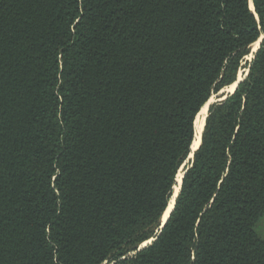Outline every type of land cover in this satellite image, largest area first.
I'll return each instance as SVG.
<instances>
[{"label":"trees","instance_id":"1","mask_svg":"<svg viewBox=\"0 0 264 264\" xmlns=\"http://www.w3.org/2000/svg\"><path fill=\"white\" fill-rule=\"evenodd\" d=\"M250 2L0 0V264H264Z\"/></svg>","mask_w":264,"mask_h":264},{"label":"rangeland","instance_id":"2","mask_svg":"<svg viewBox=\"0 0 264 264\" xmlns=\"http://www.w3.org/2000/svg\"><path fill=\"white\" fill-rule=\"evenodd\" d=\"M262 38H264V36H262V37L256 42V43H257V47H255V45H256L255 43L251 46L250 54L245 58V61H246V62H250V61L253 59L254 54L256 53V50L259 48V44H260V41L262 40ZM254 47H255V48H254ZM246 62L243 63V66L246 64ZM247 73H248V68H244V67H243V68L240 70L239 74H238V80H239V79H244V78L246 77ZM234 84H235V83H234ZM235 85H236V84H235ZM231 86H232V85H231ZM234 89H235V87H234ZM234 89L231 90V89H230V86H228V87L224 88L223 90H221L220 92L214 94V95L210 98V100L208 101V102H210V105H209V107L207 106V109H208L207 116H208V114H209L210 107H211L213 104H215V103H217V102L223 100L224 98L228 97V95H230L231 92L234 91ZM204 107H205V106H204ZM207 116H206V118H207ZM195 140H196V139H195ZM189 157H190V156H189ZM189 162H190V159L188 158V160L185 162V164L187 165ZM185 164H184V165H185ZM184 165L182 166V168H181V170H180V172H179V174H178L179 176H181V178H182V176H183L184 169H185V167H186V166L184 167ZM183 167H184V169H183ZM182 169H183V170H182ZM177 183H178V180H177ZM176 187H177V186H176ZM176 187H175V190H174V195H175V193H177V192H176ZM178 187H179V185H178ZM174 195H173V197H172L170 203L172 202V200H173V198H174ZM256 229L258 230L259 228L256 227Z\"/></svg>","mask_w":264,"mask_h":264},{"label":"bare ground","instance_id":"3","mask_svg":"<svg viewBox=\"0 0 264 264\" xmlns=\"http://www.w3.org/2000/svg\"><path fill=\"white\" fill-rule=\"evenodd\" d=\"M250 7L253 9V3H252V0H250ZM255 47H257V43H255ZM254 47V48H255ZM234 87H236V85H232L230 86V89L233 90ZM207 113H208V109H207V106L204 107L203 111L200 113L199 117H198V120H196V128H197V131H196V140L194 142V145H193V148L194 150L200 145L201 143V139H202V133H203V129H204V126H205V123H206V116H207ZM178 180V185L176 187V192L179 191V188H180V184H181V181H182V178L181 176H178L177 178ZM173 205H174V199L172 200V202L170 203V206L168 208V211L166 212L167 215H164V220L167 219L169 213L171 212L172 208H173Z\"/></svg>","mask_w":264,"mask_h":264},{"label":"water","instance_id":"4","mask_svg":"<svg viewBox=\"0 0 264 264\" xmlns=\"http://www.w3.org/2000/svg\"><path fill=\"white\" fill-rule=\"evenodd\" d=\"M252 3H253V0H252ZM252 9V8H251ZM254 12H255V8H254V4H253V9H252ZM263 39L264 38H262V40L260 41V44H259V48L256 50V52L260 49V46H261V43H262V41H263ZM254 58V57H253ZM248 75V74H247ZM244 79H239L235 84H236V87H235V89H234V91L233 92H231V94H233L235 91H236V89L238 88V85L243 81ZM227 99V97L226 98H224L223 100H221V101H224V100H226ZM209 105H210V102H208L205 106H208L209 107ZM204 108V107H203ZM203 110V109H202ZM201 110V111H202ZM201 113V112H200ZM199 113V114H200ZM199 116V115H198ZM208 117V116H207ZM198 118V117H197ZM206 120H207V118H206ZM205 126H206V123H205ZM205 126H204V129H205ZM204 129H203V132H204ZM202 136H203V133H202ZM196 137V136H195ZM195 142V141H194ZM201 144H202V139H201V143H200V145L194 150V148H193V146H192V153H191V155H190V157H189V159L190 160H192V162H193V159H194V155H195V152L196 151H198L199 149H200V146H201ZM193 145H194V143H193ZM186 166V164L184 165V167ZM184 167H183V169H184ZM182 169V170H183ZM185 174H186V171H184V173H183V176H182V181H181V184H180V188H179V191L177 192V193H175V195H174V205H173V208H172V210H171V212L169 213V215H168V217H167V219L166 220H164V216H163V218H162V226H161V229H163L164 227H165V225L167 224V222H168V220H169V218H170V216H171V214H172V212H173V210H174V208H175V204H176V199H177V197H178V195H179V192H180V189H181V187H182V184H183V178H184V176H185ZM170 206V205H169ZM169 208V207H168ZM167 211H168V209H167ZM166 211V212H167ZM165 212V213H166ZM165 215V214H164ZM151 242L153 241V240H150ZM149 243H144L143 245H142V248L143 247H146L147 245H148ZM151 244V243H150Z\"/></svg>","mask_w":264,"mask_h":264},{"label":"snow or ice","instance_id":"5","mask_svg":"<svg viewBox=\"0 0 264 264\" xmlns=\"http://www.w3.org/2000/svg\"><path fill=\"white\" fill-rule=\"evenodd\" d=\"M52 179H57V177H52ZM165 215H167V213H165ZM147 243H152L151 241H147ZM197 260V257L196 256H193V261H196Z\"/></svg>","mask_w":264,"mask_h":264},{"label":"built area","instance_id":"6","mask_svg":"<svg viewBox=\"0 0 264 264\" xmlns=\"http://www.w3.org/2000/svg\"><path fill=\"white\" fill-rule=\"evenodd\" d=\"M248 74V73H247ZM247 76V75H246Z\"/></svg>","mask_w":264,"mask_h":264}]
</instances>
